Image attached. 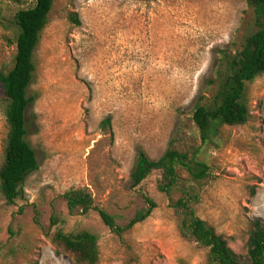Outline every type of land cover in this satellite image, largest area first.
I'll return each instance as SVG.
<instances>
[{
    "label": "rangeland",
    "instance_id": "obj_1",
    "mask_svg": "<svg viewBox=\"0 0 264 264\" xmlns=\"http://www.w3.org/2000/svg\"><path fill=\"white\" fill-rule=\"evenodd\" d=\"M33 2L0 0V70L12 66L14 12ZM254 29L245 0H54L33 56L28 96L36 98L26 110V140L39 166L24 181L23 199L7 205L0 196V264H74L48 239L57 229L96 234L100 264H209L208 249L179 232L172 204L181 191H159L158 170L134 188L128 179L139 149L156 160L174 136L201 145L191 115L196 98L209 94L216 50L239 47ZM246 97L252 119L221 126L202 146L199 159L214 178L193 186L191 202L241 255L249 221L264 222V75L247 84ZM5 134L0 108V159ZM75 188L92 194L87 212L68 211L64 193ZM95 208L121 229H109ZM53 215L62 221L52 225Z\"/></svg>",
    "mask_w": 264,
    "mask_h": 264
},
{
    "label": "trees",
    "instance_id": "obj_2",
    "mask_svg": "<svg viewBox=\"0 0 264 264\" xmlns=\"http://www.w3.org/2000/svg\"><path fill=\"white\" fill-rule=\"evenodd\" d=\"M245 3L253 15L254 31L244 37L239 47L231 43L230 47L216 50L215 74L206 82L209 94L199 95L193 106L191 120L200 134L201 145L174 136L156 160H151L139 149L128 179V186L134 188L152 171L158 170L161 172L157 184L159 191L168 196L176 189L181 191L182 196L172 204L180 220L179 232L185 239L208 249L209 264H264V222L249 221L245 252L241 255L230 248L223 235L216 233L211 225L197 217L191 207V202L197 199L193 186L214 178L208 164L199 159L202 146L214 142L221 126H242L253 117L246 87L264 75V0H245ZM53 4L54 0H34L32 5L17 9L13 15L17 34L13 40L7 38L10 45H15L11 68L0 70V108L6 125L1 147L0 196L7 205L24 198V181L39 166L34 149L26 140V110L36 98L28 96L36 70L33 56L48 24ZM70 18L74 23H79L75 13ZM109 123L108 118L102 120V128L107 129ZM181 171L187 173L189 184L182 180ZM64 198L70 213L78 209L87 212L94 206L92 194L86 188L70 189L64 193ZM149 201L154 207V202ZM95 209L109 229H121L106 210ZM151 209L149 207L138 212L127 224V229L145 219ZM60 221L62 219L58 215L51 217L52 225ZM48 239L56 253L69 256L74 264H100L98 237L90 231L65 232L57 229L48 235Z\"/></svg>",
    "mask_w": 264,
    "mask_h": 264
}]
</instances>
